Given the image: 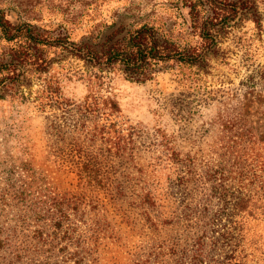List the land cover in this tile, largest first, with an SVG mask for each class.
Here are the masks:
<instances>
[{
  "label": "rangeland",
  "instance_id": "rangeland-1",
  "mask_svg": "<svg viewBox=\"0 0 264 264\" xmlns=\"http://www.w3.org/2000/svg\"><path fill=\"white\" fill-rule=\"evenodd\" d=\"M249 1L252 8L219 33L207 65L170 63L143 83L128 80L117 65L93 67L67 51L47 53L48 70L29 74L21 82L22 96L0 100V179L9 178L12 166L24 165L35 193L41 190L37 183L46 182L69 203V213L76 209L71 202L79 199L78 212L91 228L109 223L108 236L116 234L118 239L108 244L101 239V264H174L183 247L175 248V254L173 242L183 243L195 233L193 225L203 223L199 213L193 222L184 219L185 206L202 200V182L196 174L187 189L169 190L166 172L155 173V138L173 137L185 152L202 151L213 143L204 137L205 129L228 117L239 102L247 108L250 123L262 124L264 0ZM0 9L14 22L21 19L56 36L65 33L78 44L99 45L120 28L122 36L143 24L181 46L200 42L192 35L183 0H0ZM4 46L0 37V52ZM90 90L112 97L119 112L88 114L82 104ZM118 143L119 149H126L121 155ZM142 150L147 152L145 162L139 158ZM141 165L146 175L137 171ZM144 182L159 195L156 211L141 204ZM5 207L2 217L23 214L19 207ZM244 228L239 263L264 264V220H247ZM163 242L166 248L160 253ZM65 244L54 243L43 253L33 250L20 261L6 256L0 264H70L64 260L73 248L60 251ZM207 252L208 259L218 258L213 245Z\"/></svg>",
  "mask_w": 264,
  "mask_h": 264
},
{
  "label": "trees",
  "instance_id": "trees-1",
  "mask_svg": "<svg viewBox=\"0 0 264 264\" xmlns=\"http://www.w3.org/2000/svg\"><path fill=\"white\" fill-rule=\"evenodd\" d=\"M183 3L189 9L192 35L200 40L194 47L181 46L147 24L136 26L122 36L124 30L120 28L99 45L78 44L71 42L65 33L56 36L41 32L21 19L14 22L0 9V37L6 44L0 52V100L8 95L22 96L21 82L29 74L37 76L47 71L51 62L46 54L57 50L70 52L93 67L120 66L127 79L137 83L150 80L160 67L170 63L203 67L217 46L219 33L252 8L249 0H183ZM237 104L232 106L228 117H220L219 123H210L205 129L204 137H210L213 143L202 151L185 152L173 137L155 138L157 142L151 154H157L152 157L158 166L155 173L166 172L169 190L176 186L187 189L196 174L202 182V200L185 206L184 219L193 222L199 213L203 223L193 225L195 233H190L183 243L173 242L170 248L175 254V248L183 247L182 256L174 264H241L239 257L245 243L247 220H264V108L262 124L254 126L244 104ZM82 107L88 114L112 116L119 112L112 97L95 90H90ZM120 146L118 143L121 155L126 149H119ZM139 154H143L140 161L145 162L147 152L142 150ZM10 169L9 178L0 179V211L12 205L21 208L23 214L0 216L5 219H0V259L8 256L20 261L33 250L43 253L52 249L54 243L58 246L66 242L60 251L73 249L64 261L101 264L103 257L98 254L104 245L101 239L107 244L118 239L116 234L108 236L109 223L107 227L100 224L91 228L85 215L78 212L79 199L71 202L76 209L69 213V203L62 202L57 189L46 182L37 183L41 190L35 193L34 179L27 175L24 165ZM146 169L141 165L137 171L142 176L146 175ZM141 189V204L156 211L160 206L159 195L145 182ZM147 217L156 224L149 214ZM211 245L219 252L214 260L208 259L207 249ZM165 248L163 242L160 253ZM126 264H172V261Z\"/></svg>",
  "mask_w": 264,
  "mask_h": 264
}]
</instances>
